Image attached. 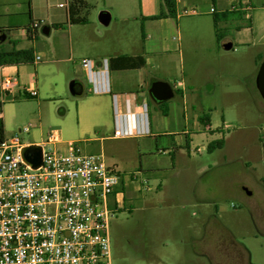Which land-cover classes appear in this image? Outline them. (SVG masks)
<instances>
[{
	"label": "crops",
	"instance_id": "1",
	"mask_svg": "<svg viewBox=\"0 0 264 264\" xmlns=\"http://www.w3.org/2000/svg\"><path fill=\"white\" fill-rule=\"evenodd\" d=\"M84 2L87 9L82 17L86 16L88 23L74 24L71 22L70 0H0V47L33 48L35 51L33 64L1 66L0 80H18L20 88L15 97L21 93L28 95L26 91L29 90L36 89L38 97L44 92L38 78V65L46 53L36 46L43 35L48 40L52 39V43L47 42V51L51 54L60 52L63 56L58 64H73L70 90L72 92L74 83L83 87V93L75 95L72 92L74 96L84 94V85L79 81L81 74L88 77V70L82 61L92 60L98 71L103 70L105 60L108 61L111 92L101 95L112 112L114 95L120 96L122 109L125 108L126 94H136L141 102L143 97L140 94L145 93L150 105L155 103L149 94L153 83L170 84L174 97L166 102L168 112L164 114L154 107L150 112L151 134L132 138L144 142L147 151L142 153L140 149V167L125 173L127 178L119 191L123 193L125 208L128 203L131 204L130 196L137 199L142 193L143 201L155 205L170 195L181 177L188 175L195 180L191 190L193 204L190 206L203 209L207 200L200 196L199 180L207 172V167L201 166L193 157L202 155L212 142L220 140L224 141V147L217 150H224L228 143L224 132L232 128L227 121L221 127H213L212 117L205 113L206 110L222 109L225 115L227 107L223 104L208 105L205 100L214 99L217 95L244 100L261 97L256 79L264 61V0H177V16L160 19L157 17L162 12L163 0ZM189 6H198L201 14L180 16L182 10ZM98 7L101 11L94 20L91 10ZM212 8H215V13L210 12ZM104 12L110 16L107 24L100 19ZM27 14L30 23L18 21ZM36 22L40 23V27L36 39L32 40L28 28ZM96 31H100L102 37L97 36ZM1 33L5 35L4 40ZM38 56L40 61H37ZM121 57L142 58L145 63L142 67L117 63L110 67L111 60ZM75 58L79 61L76 62ZM239 105L247 108L245 103ZM3 109L0 118H3ZM246 113L241 111L242 115ZM113 124L115 126V118ZM240 131L246 132L247 127H242ZM51 136L46 142L24 143V146L47 149L46 146L51 145L54 149H64L68 143L75 142L65 143L60 133L56 132L58 142L53 143ZM198 137L205 138L206 143L198 145ZM110 138L116 139L114 136ZM104 139L87 140V143H92L89 150H96L94 143ZM153 143L156 155H169L170 164L159 163L153 153ZM161 143L166 144L160 146ZM82 151L87 153L83 147ZM110 166L118 169L116 164ZM118 197L122 198L121 195ZM211 227H215V223L206 221L204 217L198 218L197 212H193L189 221L183 224L184 242H188L191 248L185 256L187 264H204L207 255L201 247L212 232ZM235 243L239 247L237 256L249 254L243 243ZM209 260L215 264L213 257Z\"/></svg>",
	"mask_w": 264,
	"mask_h": 264
},
{
	"label": "rangeland",
	"instance_id": "2",
	"mask_svg": "<svg viewBox=\"0 0 264 264\" xmlns=\"http://www.w3.org/2000/svg\"><path fill=\"white\" fill-rule=\"evenodd\" d=\"M100 11L99 7L91 10L92 19ZM18 21L30 23L29 15ZM100 31L95 34L102 37ZM47 42L52 43V39L42 35L36 43L39 51L46 53L38 65L44 92L36 98L21 93L6 100L3 109L6 137H19L22 144L46 142L50 135L59 132L65 143L80 142L88 154L104 153L107 163L116 164L119 172L136 171L140 167V151H147L146 144L139 139L110 138L115 132V105L112 112L101 94L90 92L92 84L84 74L79 78L84 94L74 96L70 90L73 64H58L63 56L60 52L49 53ZM205 102L227 107L225 115L222 109L206 110L213 127H221L227 121L232 128L224 132L228 137L224 150L209 153L205 149L202 155L193 157L207 167L199 180L200 196L207 200L201 209L204 216L200 208L190 206L195 182L192 176L181 177L170 195L155 205L143 201V193L137 199L130 196L131 204L111 220L113 264H187L185 256L191 248L184 242L182 229L193 212L198 213V218L215 223L201 247L207 255L204 264H211L209 257L215 259V264H264V152H260L264 150V100L260 96L244 100L217 95ZM241 103L247 104V108ZM154 107L160 110V105L152 102L150 112ZM241 111L247 113L242 115ZM242 127H247V131L240 133ZM25 129L29 132H23ZM101 138L105 139L94 143L97 149L90 151L92 143L87 140ZM196 143H206L205 138H196ZM46 148L54 149L51 145ZM152 148L156 155L154 143ZM156 156L161 165L170 164L169 155ZM236 241L246 246L248 255L237 256Z\"/></svg>",
	"mask_w": 264,
	"mask_h": 264
},
{
	"label": "built area",
	"instance_id": "3",
	"mask_svg": "<svg viewBox=\"0 0 264 264\" xmlns=\"http://www.w3.org/2000/svg\"><path fill=\"white\" fill-rule=\"evenodd\" d=\"M200 14L198 6H189L180 16ZM33 26L38 29L40 23ZM82 63L90 92L110 93L108 61L101 71L92 60ZM19 88L15 78L0 80V102L12 99ZM26 93L39 95L36 89ZM140 95L141 102L136 94L124 95L123 109L120 96H113L114 138L151 134L148 95ZM51 139L58 142L55 134ZM26 148L19 137L0 143V264H113L110 225L125 208L119 189L127 175L110 166L104 153H84L80 142L42 148L38 167L25 160Z\"/></svg>",
	"mask_w": 264,
	"mask_h": 264
},
{
	"label": "trees",
	"instance_id": "4",
	"mask_svg": "<svg viewBox=\"0 0 264 264\" xmlns=\"http://www.w3.org/2000/svg\"><path fill=\"white\" fill-rule=\"evenodd\" d=\"M70 13H71V22L74 24H86L88 19L86 16L82 17L83 12L86 7L84 0H70ZM177 16V0H163V9L161 14L157 17L160 18H175ZM38 34V29L34 28L33 24L31 28H28L29 38L32 40L36 39ZM35 59V51L31 49H17L13 47L7 49L0 47V67L5 65H26L33 64ZM120 64L121 66L125 64L128 67H142L144 65V60L142 58H130V57H121L113 59L110 61V67L114 64ZM11 97L8 98V100ZM5 102H0V112H2ZM161 111L166 114L167 103L160 104ZM206 122V121H205ZM207 123V122H206ZM6 130L3 118H0V143L6 140ZM224 147V141L212 142L208 147V152L213 153L217 149H222Z\"/></svg>",
	"mask_w": 264,
	"mask_h": 264
},
{
	"label": "water",
	"instance_id": "5",
	"mask_svg": "<svg viewBox=\"0 0 264 264\" xmlns=\"http://www.w3.org/2000/svg\"><path fill=\"white\" fill-rule=\"evenodd\" d=\"M101 21L105 24L109 23L110 16L108 13H102L100 17ZM1 39H5V35L1 33ZM257 89L264 100V61L262 62L256 79ZM72 92L75 95H81L83 93V87L79 83L72 85ZM149 94L152 100L156 104H163L170 101L174 97V91L170 84L166 82H155L150 88ZM24 158L28 162L32 163L34 167H38L42 160V148L40 147H27L24 150Z\"/></svg>",
	"mask_w": 264,
	"mask_h": 264
}]
</instances>
